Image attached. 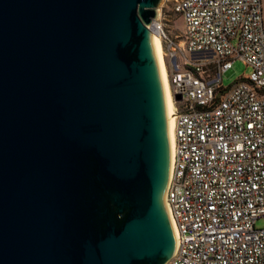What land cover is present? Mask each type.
I'll list each match as a JSON object with an SVG mask.
<instances>
[{
  "label": "water",
  "instance_id": "obj_1",
  "mask_svg": "<svg viewBox=\"0 0 264 264\" xmlns=\"http://www.w3.org/2000/svg\"><path fill=\"white\" fill-rule=\"evenodd\" d=\"M161 2L0 0V264L176 255Z\"/></svg>",
  "mask_w": 264,
  "mask_h": 264
},
{
  "label": "built area",
  "instance_id": "obj_2",
  "mask_svg": "<svg viewBox=\"0 0 264 264\" xmlns=\"http://www.w3.org/2000/svg\"><path fill=\"white\" fill-rule=\"evenodd\" d=\"M185 19L169 37L175 154L166 203L179 237L168 264H264L263 0H168ZM191 54L180 66L177 55ZM241 60L248 77L224 87ZM177 96L181 100L177 101Z\"/></svg>",
  "mask_w": 264,
  "mask_h": 264
},
{
  "label": "rangeland",
  "instance_id": "obj_3",
  "mask_svg": "<svg viewBox=\"0 0 264 264\" xmlns=\"http://www.w3.org/2000/svg\"><path fill=\"white\" fill-rule=\"evenodd\" d=\"M264 8V0H263ZM159 18L164 26L166 34L174 38L175 36H184L185 34V19L182 15L176 14L173 8L170 6L168 0H162L158 7ZM164 45V44H163ZM187 58L194 60L197 57H192L191 54H187V57L183 54L177 55V62L180 66H183L187 62ZM167 66L171 65L170 58H166ZM250 74V69L241 61L238 60L234 63L233 69L227 72L223 76L224 87H230L242 78L248 77ZM263 223H259L258 227H263Z\"/></svg>",
  "mask_w": 264,
  "mask_h": 264
},
{
  "label": "bare ground",
  "instance_id": "obj_4",
  "mask_svg": "<svg viewBox=\"0 0 264 264\" xmlns=\"http://www.w3.org/2000/svg\"><path fill=\"white\" fill-rule=\"evenodd\" d=\"M158 18H159V14H158ZM152 35L157 38L159 56H160V60H161L162 68H163L165 82H166L168 100H169V104H170V108H171V112H172V116H173V144H174V154H175V144H176L175 105H174V100H173L172 93H171V86H170L169 76H168V67H167V62H166V56H165L164 46H163V42H162V39L160 37V34L156 30H152ZM175 228H176V226H175ZM176 231H177V229H176Z\"/></svg>",
  "mask_w": 264,
  "mask_h": 264
}]
</instances>
